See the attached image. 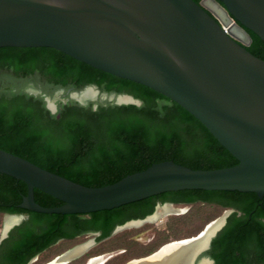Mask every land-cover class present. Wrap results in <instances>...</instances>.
<instances>
[{"label":"water","instance_id":"95a60500","mask_svg":"<svg viewBox=\"0 0 264 264\" xmlns=\"http://www.w3.org/2000/svg\"><path fill=\"white\" fill-rule=\"evenodd\" d=\"M249 30L264 40V0H0V48L54 47L109 73L152 87L199 118L238 161L216 170H193L168 161L112 185L87 187L0 149V173L28 187L20 207L43 214L88 215L186 190L253 192L261 200L264 59L248 50L253 42ZM25 91L43 95L34 85ZM44 98L53 114L59 101L84 106L94 103L95 109L100 103L143 104L132 94L102 93L97 86L80 91L61 89L53 97ZM35 189L64 205H39ZM168 204L185 206L159 204L156 212ZM232 212H222V224L206 246H199L192 264H215L205 253ZM154 214L133 222H146ZM8 216L18 220L4 230L0 245L25 220L22 215ZM214 220L188 238L197 240L182 250L193 249Z\"/></svg>","mask_w":264,"mask_h":264},{"label":"trees","instance_id":"16d2710c","mask_svg":"<svg viewBox=\"0 0 264 264\" xmlns=\"http://www.w3.org/2000/svg\"><path fill=\"white\" fill-rule=\"evenodd\" d=\"M249 32L253 42L248 50L264 59V40ZM29 85L51 97L61 89L80 91L97 86L102 93L132 94L143 104L100 103L95 109L94 103L84 106L59 101L53 114L45 96L25 91ZM0 149L87 187L112 185L168 161L193 170L223 169L238 162L212 131L178 102L54 47L0 48ZM27 193L26 183L0 173V214L29 217L0 245V264H28L59 240L74 239L88 231H101L103 238L109 237L117 225L145 219L165 203L233 210L205 255L215 264H264V196L260 200L253 192H169L88 215L28 211L20 207ZM34 197L43 207L64 205L38 189Z\"/></svg>","mask_w":264,"mask_h":264},{"label":"rangeland","instance_id":"374dc122","mask_svg":"<svg viewBox=\"0 0 264 264\" xmlns=\"http://www.w3.org/2000/svg\"><path fill=\"white\" fill-rule=\"evenodd\" d=\"M181 207L185 210L183 215L166 217L153 224L146 222L142 224L140 228L121 231L115 237V240L108 241L102 246H98L97 250L99 252L111 251L107 250L111 248L120 249L124 252L129 250V253L127 254H131L130 258L122 262V264H126L128 261L133 259L147 257L150 255L147 254V252L161 242H163L162 245H164L171 241L195 236L209 221L220 217L223 212L219 207L207 205H199L196 207L185 205ZM4 219L5 217L0 215V238L4 230ZM78 244L80 245L79 242L60 243L36 258L38 259L37 264H43L51 260L53 257L61 254V252L65 253V251L67 252L71 250L76 245L78 246ZM58 257L59 256L56 258ZM122 258L123 257H118L109 264H118L121 262Z\"/></svg>","mask_w":264,"mask_h":264},{"label":"bare ground","instance_id":"6f19581e","mask_svg":"<svg viewBox=\"0 0 264 264\" xmlns=\"http://www.w3.org/2000/svg\"><path fill=\"white\" fill-rule=\"evenodd\" d=\"M185 210L179 209L173 205H165L159 208V210L149 218L146 222L148 223H157L163 218L170 217V216H179L183 215ZM16 217L8 216L4 219V230L6 231L10 228L14 223L17 222ZM146 222H133L129 224V228L132 227H140L142 224ZM222 224V217L216 218L209 226L208 229L205 231L203 237L198 242V244L194 245L193 249L190 250H182L184 246L188 245L193 240L197 239H189L184 238L180 240L171 241L166 243V245L158 251L156 254H153L150 257L143 258V259H135L134 261L130 262L129 264H192L193 263V254H195L199 246L202 244V248L206 246L209 237L220 227ZM3 230V232H4ZM191 238V237H189ZM87 242L80 244L71 250L65 252L63 255L59 256L55 260L51 262H47V264H74L76 261H80L84 259L88 253L92 250L91 246L93 243ZM37 261H34V264ZM109 261L104 259V255H99L93 257L88 264H107ZM46 264V263H45ZM200 264H211L209 261H203Z\"/></svg>","mask_w":264,"mask_h":264},{"label":"flooded vegetation","instance_id":"af4514ba","mask_svg":"<svg viewBox=\"0 0 264 264\" xmlns=\"http://www.w3.org/2000/svg\"><path fill=\"white\" fill-rule=\"evenodd\" d=\"M174 206V205H173ZM177 208H183L181 206H176ZM1 216L5 217L7 215H12V214H7V213H3V214H0ZM18 215H22L25 217V220L26 221L29 217L28 215L26 214H18ZM88 218H91L89 216H87ZM146 219V218H145ZM138 220H144V219H135V220H130V221H127L125 222L124 224H120V225H117L115 230L112 232V234L109 236V237H106V238H103V232L101 231H88V232H85L83 234H80L78 236H76L74 239H61L59 240L55 245H53L52 247L56 246V245H59L60 243H73V242H79L80 244L82 243H87V242H90L92 241L91 243H93V245L91 246L92 250L90 251V253L87 254V256L84 258V259H81L80 261H76L74 264H88L90 262V260L95 257V256H99V255H104V259L106 261H109L107 264H109L111 261H113L114 259L118 258V257H123L121 259V262H119L118 264H122V262H124V260H127L130 258L131 254H127L129 253V250H126L127 252H124V251H121L120 249H114V248H111V249H107V250H111V251H98L97 248L98 246H102L103 244H105L106 242L108 241H112V240H115V237L118 235V233H120L121 231H124V230H127V229H135V228H140V227H132V228H129L128 226L121 230V231H118L119 228L121 227H124L126 226L127 224H129L130 222H133V221H138ZM23 221V222H24ZM22 222V223H23ZM21 223V224H22ZM20 224V225H21ZM8 238V237H7ZM6 238V239H7ZM5 241V240H4ZM3 243V242H2ZM1 243V244H2ZM76 244V243H74ZM79 245V244H78ZM77 246V245H76ZM75 246V247H76ZM51 247V248H52ZM50 248V249H51ZM74 248V247H73ZM120 248V247H119ZM49 250V249H48ZM47 250V251H48ZM46 252V251H45ZM45 252H42V253H45ZM66 252V251H65ZM42 253L36 255L32 260H30V262L28 264H32L34 261H37L35 262L34 264H37L38 263V258ZM110 253L114 254V256L112 258H110ZM64 254L63 252H61V254L57 255V256H60ZM57 256L53 257L51 260H53L54 258H56ZM35 259V260H34ZM49 260V261H51ZM47 261V262H49ZM45 262V263H47ZM129 262V261H128ZM43 263V264H45Z\"/></svg>","mask_w":264,"mask_h":264},{"label":"clouds","instance_id":"9594fccd","mask_svg":"<svg viewBox=\"0 0 264 264\" xmlns=\"http://www.w3.org/2000/svg\"><path fill=\"white\" fill-rule=\"evenodd\" d=\"M35 260V259H34Z\"/></svg>","mask_w":264,"mask_h":264}]
</instances>
